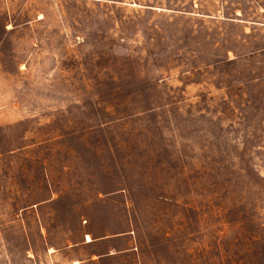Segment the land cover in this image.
I'll list each match as a JSON object with an SVG mask.
<instances>
[{
	"label": "rangeland",
	"instance_id": "374dc122",
	"mask_svg": "<svg viewBox=\"0 0 264 264\" xmlns=\"http://www.w3.org/2000/svg\"><path fill=\"white\" fill-rule=\"evenodd\" d=\"M264 264V0H0V264Z\"/></svg>",
	"mask_w": 264,
	"mask_h": 264
},
{
	"label": "bare ground",
	"instance_id": "6f19581e",
	"mask_svg": "<svg viewBox=\"0 0 264 264\" xmlns=\"http://www.w3.org/2000/svg\"><path fill=\"white\" fill-rule=\"evenodd\" d=\"M76 264V263H75Z\"/></svg>",
	"mask_w": 264,
	"mask_h": 264
}]
</instances>
